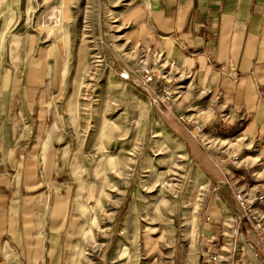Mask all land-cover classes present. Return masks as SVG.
Listing matches in <instances>:
<instances>
[{
  "label": "rangeland",
  "instance_id": "rangeland-1",
  "mask_svg": "<svg viewBox=\"0 0 264 264\" xmlns=\"http://www.w3.org/2000/svg\"><path fill=\"white\" fill-rule=\"evenodd\" d=\"M138 3L0 0V264H97L117 243L131 264L143 233L196 228L210 178L143 84L149 64L179 95Z\"/></svg>",
  "mask_w": 264,
  "mask_h": 264
},
{
  "label": "crops",
  "instance_id": "crops-1",
  "mask_svg": "<svg viewBox=\"0 0 264 264\" xmlns=\"http://www.w3.org/2000/svg\"><path fill=\"white\" fill-rule=\"evenodd\" d=\"M138 7L140 38L170 64L179 93L172 105L186 121L175 132L185 133L181 143L210 191L194 230L164 239L143 233L131 264H264L234 195L264 188V0H139ZM256 209L264 212V202ZM111 247L97 264H130L118 258L123 245Z\"/></svg>",
  "mask_w": 264,
  "mask_h": 264
},
{
  "label": "built area",
  "instance_id": "built-area-1",
  "mask_svg": "<svg viewBox=\"0 0 264 264\" xmlns=\"http://www.w3.org/2000/svg\"><path fill=\"white\" fill-rule=\"evenodd\" d=\"M139 74L146 90L155 95L161 102L172 103L174 101L172 87L169 85L170 82L167 78L169 75L168 73L163 72L160 69H155L149 64H142L139 68ZM172 109H174L173 105ZM180 119L185 120L184 116ZM197 130L198 133L202 134L205 128L201 125H197ZM234 195L238 207L252 224L257 236V243L264 248V212L256 209L257 205L264 202V188L252 195H248L244 191L236 190ZM212 260L217 262L218 256H212Z\"/></svg>",
  "mask_w": 264,
  "mask_h": 264
}]
</instances>
